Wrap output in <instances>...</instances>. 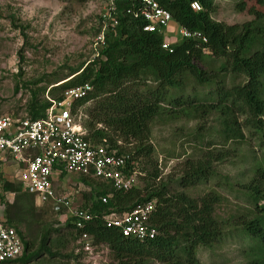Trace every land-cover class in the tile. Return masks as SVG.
<instances>
[{
    "label": "rangeland",
    "instance_id": "374dc122",
    "mask_svg": "<svg viewBox=\"0 0 264 264\" xmlns=\"http://www.w3.org/2000/svg\"><path fill=\"white\" fill-rule=\"evenodd\" d=\"M101 1L0 0V115H28L30 106L40 111L46 105V95L57 96L58 89L68 80L76 85L80 83L79 72L92 58L91 39L100 29ZM258 14L261 16L257 17ZM208 15L214 22L236 25L238 29L246 22L264 26V1L212 0ZM111 34L110 40L114 43V31ZM113 43L103 58L120 63L118 45ZM258 48L257 41L248 53ZM202 52L199 65L214 78L198 83L193 76L183 73L178 76L182 84L166 90L165 99L158 103L147 122L146 142L152 151L146 157L133 155V186L142 189L150 184L148 175L155 169V181L164 183L171 193L181 191L196 199L213 193L216 201L212 217L220 235L208 246H195L192 264H255V243L248 238L241 223L256 218L259 207L264 204V199L255 203L250 196L253 185L260 190L259 197L264 194V179L260 176L264 171V124L256 128L246 111H237L217 100L216 82L222 81L229 88L244 83L246 78L242 74L219 71L224 58L211 55L207 49ZM75 74L78 75L72 77ZM145 84L154 86L152 81ZM139 85V90H143ZM106 95L105 91L96 92L95 97L81 105L80 119L85 128L96 112L99 118L104 117L105 114L93 107ZM170 98H177L178 102ZM262 98L264 101V94ZM260 118L264 122V112ZM95 127L101 129L104 138L115 140V148L120 153L130 154L135 150L131 138L114 133L105 122L100 121ZM186 160L208 161L211 170L208 179L193 186L178 187L176 180ZM4 173L3 177L12 182L10 189L1 192L4 215L28 243L26 254H33L26 262L10 264L114 263L104 244L66 227L60 209L47 206L42 209L37 201L33 205L32 197L18 186L12 167L5 168ZM101 182L90 176L65 173L58 177L55 188L82 207L99 197L97 193L105 189L102 184L110 188ZM147 264L189 263L181 259L177 263L148 260Z\"/></svg>",
    "mask_w": 264,
    "mask_h": 264
},
{
    "label": "trees",
    "instance_id": "16d2710c",
    "mask_svg": "<svg viewBox=\"0 0 264 264\" xmlns=\"http://www.w3.org/2000/svg\"><path fill=\"white\" fill-rule=\"evenodd\" d=\"M156 1L159 6L169 11L175 24L188 31L198 32L204 41L194 37L180 38L173 42L171 50L167 51L160 47L162 35L143 31L140 19L124 14L123 9L127 1L119 0L118 23L113 30L109 28L105 31L104 44L97 48L98 54L88 60L89 65L82 68L79 75L72 76H80L78 84L88 82L92 86L90 92L77 101V105L81 106L95 97L96 92L107 93L96 101L93 107L95 111H101L105 115L101 119L98 112L90 114L91 119L86 126L89 128L86 130L87 137L95 141L104 138L101 129L95 127L96 123L102 121L110 125L114 133L122 135L125 139L131 138L136 145L133 153L129 154L128 161L133 162L131 166L135 164L134 154L146 157L152 151L150 144L146 142L149 134L147 122L155 113L158 103L165 99L166 90L182 84L178 76L187 73L198 83L209 82L214 78V75L207 73L199 65L204 54L203 49H207L215 57L224 58L219 71L242 74L246 78L244 83L229 88H225L222 81L216 82L217 100L228 103L227 107L233 106L237 111H246L256 128L264 124L260 118L264 112V26L246 22L238 29L236 25L214 22L208 15L212 0H198L201 5L198 11L190 10L186 0ZM260 16L261 14L257 15ZM113 31L116 37L114 43L110 40ZM259 38L260 40H257ZM257 41L259 48L248 53L250 46ZM111 43L118 45L120 63L109 62L103 58V55H107ZM71 81L64 83L57 93L76 85ZM146 81H152L154 86L148 87ZM139 84L143 90H139ZM170 99L178 102L177 98ZM47 104L48 102L40 111L30 106L26 116L40 117ZM262 136L264 137V130ZM106 141L109 148L117 147L112 138L107 137ZM181 173L176 185L182 188L193 186L208 179L211 174L210 164L208 161L194 163L186 160ZM260 176L264 179V171L260 172ZM148 177L150 184L147 186L142 189L133 186L125 191L113 190L101 182L105 189L97 195L109 194L106 202L101 203L98 197L89 205L82 206L94 215L92 220L82 228H75L71 219H67L64 221L65 226L90 236L96 243L104 244L113 256L112 264H147L148 260L177 263L181 259L189 264L195 263V246H208L220 235L219 226L212 217L216 196L208 192L196 199L181 191L171 193L164 183L155 181V169ZM0 181L1 191L10 189L12 182L6 177L0 175ZM17 183L21 188L20 183ZM21 190L29 195L22 188ZM250 190L254 202L264 199V194L262 198L258 196L260 190L257 185H253ZM149 200L154 201V208L149 217V222L156 230L153 238L138 240L123 237L117 228L105 226L100 218L102 214L110 211H127L136 204ZM32 203L34 205L33 197ZM259 209L260 214L256 218L242 222L241 225L248 238L255 243L253 249L257 252V260L254 263L264 264V204ZM8 222L10 223L9 220ZM23 242L24 253L18 259L4 264L28 261L33 254H26L29 245L24 238ZM43 249L48 252L44 246Z\"/></svg>",
    "mask_w": 264,
    "mask_h": 264
},
{
    "label": "built area",
    "instance_id": "2783aa9c",
    "mask_svg": "<svg viewBox=\"0 0 264 264\" xmlns=\"http://www.w3.org/2000/svg\"><path fill=\"white\" fill-rule=\"evenodd\" d=\"M117 1L102 0L99 14L100 29L91 39L92 57L104 44V33L118 23ZM127 1L124 14L142 21L141 29L162 35L160 47L171 50L177 39L204 38L195 31H188L172 21L168 10L156 0ZM192 11L201 9L198 0H186ZM174 24L175 28L171 27ZM173 38V39H172ZM92 89L88 82L64 88L57 97L45 96L48 102L40 117L13 114L0 115V175L4 169L13 168L21 188L33 197L34 204L62 211L63 220L71 219L75 228H82L94 215L79 207L67 193L59 194L55 183L65 173L96 178L113 190L125 191L133 187L135 174L129 154L110 147L105 138L95 141L87 137L81 121L80 105ZM1 183V181H0ZM0 188V195H1ZM108 195L99 196L105 203ZM154 201L136 204L127 211H110L102 214L105 226L115 227L123 237L138 240L153 238L156 234L149 217ZM24 253V242L19 231L12 226L3 212L0 198V264L18 259Z\"/></svg>",
    "mask_w": 264,
    "mask_h": 264
},
{
    "label": "crops",
    "instance_id": "0c3cea01",
    "mask_svg": "<svg viewBox=\"0 0 264 264\" xmlns=\"http://www.w3.org/2000/svg\"><path fill=\"white\" fill-rule=\"evenodd\" d=\"M172 26H173V29L175 28V26H174V24H173V22H172V24H171Z\"/></svg>",
    "mask_w": 264,
    "mask_h": 264
}]
</instances>
